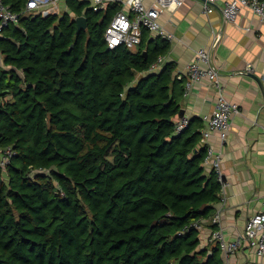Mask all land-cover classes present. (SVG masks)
<instances>
[{"label":"trees","instance_id":"trees-1","mask_svg":"<svg viewBox=\"0 0 264 264\" xmlns=\"http://www.w3.org/2000/svg\"><path fill=\"white\" fill-rule=\"evenodd\" d=\"M1 1L21 13L27 0ZM65 6L0 36V151L14 152L0 166V264H226L195 226L222 188L202 121L175 133L183 82L173 63L149 70L169 42L144 30L135 49H108L121 6Z\"/></svg>","mask_w":264,"mask_h":264},{"label":"crops","instance_id":"crops-1","mask_svg":"<svg viewBox=\"0 0 264 264\" xmlns=\"http://www.w3.org/2000/svg\"><path fill=\"white\" fill-rule=\"evenodd\" d=\"M180 1L179 6L163 9L159 15L160 24L173 35L163 56L164 63L174 64L175 78L184 85L186 66L194 60L195 51L211 49L228 100L239 107L221 149L225 182L221 199L214 205L215 211L220 212L225 239L231 241L243 233L247 219L259 212L264 202V23L247 8H241L234 23L227 22L219 9L226 0H217V8L209 15L202 13L201 0ZM154 2L144 1L146 6ZM60 11L57 16L67 11L65 0ZM23 14H30L25 7L18 13L19 17ZM17 24L18 21L9 26ZM149 36L158 38L150 33ZM2 61L0 55V67H4ZM247 74L259 78L261 87ZM215 98L214 87L204 80L187 95L183 93L180 109L184 117L202 121V116L214 109ZM208 143L219 149L215 132H211ZM206 171L209 172L208 167ZM211 231L209 222L204 221L199 234L201 247L207 245ZM221 257L228 264H264V257H256L247 246L229 258L224 254Z\"/></svg>","mask_w":264,"mask_h":264},{"label":"built area","instance_id":"built-area-1","mask_svg":"<svg viewBox=\"0 0 264 264\" xmlns=\"http://www.w3.org/2000/svg\"><path fill=\"white\" fill-rule=\"evenodd\" d=\"M88 2L92 11L105 10L110 4H118L121 10L111 19L104 31L103 38L108 49L124 46L135 49L141 43L142 32L145 30L154 36L170 41L173 35L169 33L159 22V15L163 9L176 8L181 4L180 0H155L146 6L145 0H79ZM63 0H27L25 12L48 17L60 15V4ZM202 13L211 14L217 8V0H201ZM241 8L249 9L261 22L264 23V0H226L220 6V12L227 22L234 23ZM18 13L11 11L0 1V36L3 28L17 23ZM163 57H159L151 65L150 71H157L164 63ZM212 84L216 92L214 109L204 116L205 124L201 130L200 143L206 148L203 164L212 170L218 181L222 182V147L226 144L231 129L233 116L239 113L237 104L230 102L220 79V72L212 59L211 49L198 48L195 51L194 60L186 66L184 80V95H187L192 87L202 81ZM189 125L186 117L178 118L175 122V133H180ZM211 132H215L218 139L219 149L208 143ZM14 152L10 147L0 151V166L5 168ZM220 212L215 211L209 219V223L215 226L211 231L207 242L217 243L222 253L229 258L243 246L254 251L258 258L264 257V202L259 212L247 219L243 233L234 240L228 241L220 225ZM201 230L202 226L195 224ZM228 264V263H226Z\"/></svg>","mask_w":264,"mask_h":264},{"label":"water","instance_id":"water-1","mask_svg":"<svg viewBox=\"0 0 264 264\" xmlns=\"http://www.w3.org/2000/svg\"><path fill=\"white\" fill-rule=\"evenodd\" d=\"M76 23V33L78 34L80 31L85 30L87 28L86 18L83 16L75 18ZM250 78H252L257 84L261 87V81L259 78L252 74H247ZM184 116L183 110H180L178 118H182ZM222 182H225L224 178L222 177Z\"/></svg>","mask_w":264,"mask_h":264}]
</instances>
